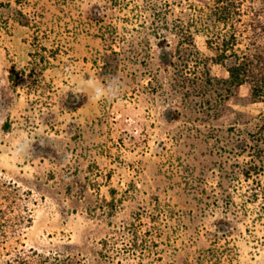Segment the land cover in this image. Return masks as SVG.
<instances>
[{"label":"rangeland","instance_id":"obj_1","mask_svg":"<svg viewBox=\"0 0 264 264\" xmlns=\"http://www.w3.org/2000/svg\"><path fill=\"white\" fill-rule=\"evenodd\" d=\"M235 1L225 23L215 0H0L4 260L264 264V99L217 48L264 42V0ZM113 77L115 99L70 91Z\"/></svg>","mask_w":264,"mask_h":264},{"label":"trees","instance_id":"obj_2","mask_svg":"<svg viewBox=\"0 0 264 264\" xmlns=\"http://www.w3.org/2000/svg\"><path fill=\"white\" fill-rule=\"evenodd\" d=\"M217 2L216 6V16L219 21L229 22L233 17H236L240 12V5L237 4L235 0H215ZM226 34L230 37L226 38ZM224 42L218 45L223 52L220 53V59L227 57H234L235 61L229 66L230 70V81L234 85H240L243 83H249L251 87V95L254 99H264V42L263 36L255 37L253 42H250L245 49L238 50L237 45L240 43L239 34L235 30L233 33H223ZM231 49V52L228 51ZM261 139L260 143L264 144V112L261 114V124H260ZM263 170H264V158H263ZM251 172H249L250 175ZM1 191V190H0ZM4 196H2L3 198ZM16 200L12 199L10 202H4L2 206L0 205V241L2 243H7L11 232H14L21 226L22 217L20 214H15L12 209L14 202ZM6 208H3V207ZM44 260L35 257H24L20 254L15 262L6 261L0 256V264H42ZM60 264H64L61 261ZM66 264H71L66 262Z\"/></svg>","mask_w":264,"mask_h":264},{"label":"clouds","instance_id":"obj_3","mask_svg":"<svg viewBox=\"0 0 264 264\" xmlns=\"http://www.w3.org/2000/svg\"><path fill=\"white\" fill-rule=\"evenodd\" d=\"M121 87L122 85L116 77H113L106 84L97 83L95 79L88 78L79 84L74 83L70 91L76 97L85 96L95 102H101L117 98ZM3 122V120H0V126ZM31 150L32 141L24 137H18L17 142L12 146V154L18 159L27 155Z\"/></svg>","mask_w":264,"mask_h":264}]
</instances>
